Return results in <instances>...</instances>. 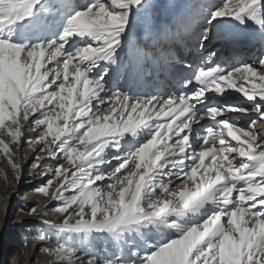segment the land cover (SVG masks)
Here are the masks:
<instances>
[{
	"label": "snow or ice",
	"instance_id": "6c2138e0",
	"mask_svg": "<svg viewBox=\"0 0 264 264\" xmlns=\"http://www.w3.org/2000/svg\"><path fill=\"white\" fill-rule=\"evenodd\" d=\"M176 7L153 28L154 0H0V155L54 159L48 264H264V55H198L226 21L264 44V0Z\"/></svg>",
	"mask_w": 264,
	"mask_h": 264
},
{
	"label": "rangeland",
	"instance_id": "374dc122",
	"mask_svg": "<svg viewBox=\"0 0 264 264\" xmlns=\"http://www.w3.org/2000/svg\"><path fill=\"white\" fill-rule=\"evenodd\" d=\"M26 131L30 132V134L27 132V135H35L30 129ZM24 143H26V145L24 144V148L31 145L26 140ZM35 147L38 148L39 146L35 145ZM40 155H43V153H40ZM33 160L25 165V172L21 175L19 182L16 181L18 183L17 187H20L22 190L18 192L19 196L16 199L10 201V206L13 208L12 214L8 213L5 221L0 223V264H15L14 260L20 255L23 257L21 259L22 264H44L46 257H49L37 249V246L42 244L40 236L45 232V226L41 223V219H57L58 214L54 209L58 207L59 202L39 193L36 189L52 177L51 169L55 167V162L54 159H50L48 162L49 167L36 170L31 168ZM44 164L47 163H42V165ZM53 187H55V181ZM3 195L4 197L0 196V216L2 218L7 211L8 198L11 199L8 188ZM45 205H48L47 216L40 217L29 213V209L32 207H36L37 212L38 210L40 212L41 208ZM5 231L9 235L6 240H4L3 235ZM53 245L54 242L50 246ZM16 247H19V249ZM34 253L37 254V258L39 259H32Z\"/></svg>",
	"mask_w": 264,
	"mask_h": 264
},
{
	"label": "bare ground",
	"instance_id": "6f19581e",
	"mask_svg": "<svg viewBox=\"0 0 264 264\" xmlns=\"http://www.w3.org/2000/svg\"><path fill=\"white\" fill-rule=\"evenodd\" d=\"M169 1L170 0H154V2L157 4V8L155 10V14L147 22L148 25H150L152 27H156V26L161 25L162 23L166 24L169 21V18L172 15H174V13L177 11V8L175 7V5H182V3L185 0H176L175 3L171 6V8L169 10H167V8L169 7L168 6ZM230 23H232V22L226 21L225 23H223L221 25H228ZM221 25H217V26H221ZM238 36L239 35H233L231 40H227V37L224 36L220 40H214V42L209 43L208 45L205 46V48L211 52H216L218 54L217 55L218 60H221L223 58L237 57V56L243 54V56H247V59L249 62H253L254 59L251 56H261V53H260V50L258 47H255L252 43H248V44L244 45L243 43H241L237 40ZM262 53H264V49L262 50ZM236 103L243 105L244 101H238ZM240 117L241 118H240L239 123L242 126H247L252 120L257 119L255 115L242 114ZM256 128L261 130L262 134H264V121H257ZM26 130L27 129H25L26 134H28V133L30 134V132H28ZM24 144L26 145V143H23V146L21 148L14 149L16 151V155L14 156V160L20 165L19 174L15 173L11 169L10 165L7 163L6 159L2 155H0V196L4 197L3 194L6 192V189L8 188V190L10 192V198H11V199L8 198L9 202L6 205L7 211L4 215V217L2 218L0 216L1 217L0 223L1 222L3 223L5 221L8 213L12 214L13 208L10 206V201L16 199L19 196L18 192H20L22 190L20 187H17L18 186L17 182H19L21 175H23V173L25 172V165L28 162L32 161L35 157L34 149H36L37 147H35V145L31 144V145H28L24 148ZM49 161H50V159L45 161V163H47V164L41 165L40 169L49 167V164H48ZM50 164H52V163H50ZM2 203H4V202H2ZM38 212H39V210H38ZM3 235H4V240H6V238L9 237L7 231H5ZM39 246L40 245L37 246V249H39ZM16 248L19 249V247H16ZM22 258H23L22 255L17 256V258L14 260V263L15 264H22V261H21ZM32 259L34 260V259H39V258H37V254L34 253L32 255ZM50 259H51V257H46L44 264H48Z\"/></svg>",
	"mask_w": 264,
	"mask_h": 264
}]
</instances>
